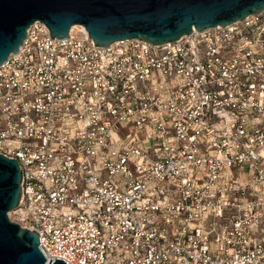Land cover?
Instances as JSON below:
<instances>
[{
	"label": "built area",
	"instance_id": "2783aa9c",
	"mask_svg": "<svg viewBox=\"0 0 264 264\" xmlns=\"http://www.w3.org/2000/svg\"><path fill=\"white\" fill-rule=\"evenodd\" d=\"M0 155L44 264H264V7L160 44L33 21L0 62Z\"/></svg>",
	"mask_w": 264,
	"mask_h": 264
},
{
	"label": "water",
	"instance_id": "95a60500",
	"mask_svg": "<svg viewBox=\"0 0 264 264\" xmlns=\"http://www.w3.org/2000/svg\"><path fill=\"white\" fill-rule=\"evenodd\" d=\"M264 7V0H0V62L15 53L26 28L39 21L49 37L63 38L81 25L93 45L137 38L150 44L177 39L191 29L223 26ZM20 171L0 155V264H44L37 235L7 218L20 196ZM46 264H65L60 259Z\"/></svg>",
	"mask_w": 264,
	"mask_h": 264
},
{
	"label": "rangeland",
	"instance_id": "374dc122",
	"mask_svg": "<svg viewBox=\"0 0 264 264\" xmlns=\"http://www.w3.org/2000/svg\"><path fill=\"white\" fill-rule=\"evenodd\" d=\"M14 217H15V216H14V214H12V212H8V213H7V218H8L9 221L12 222V221L14 220Z\"/></svg>",
	"mask_w": 264,
	"mask_h": 264
}]
</instances>
